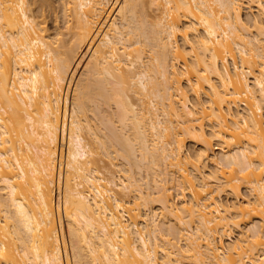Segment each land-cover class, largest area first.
I'll list each match as a JSON object with an SVG mask.
<instances>
[{
	"label": "bare ground",
	"instance_id": "bare-ground-1",
	"mask_svg": "<svg viewBox=\"0 0 264 264\" xmlns=\"http://www.w3.org/2000/svg\"><path fill=\"white\" fill-rule=\"evenodd\" d=\"M48 2L0 0V264H264V0Z\"/></svg>",
	"mask_w": 264,
	"mask_h": 264
},
{
	"label": "rangeland",
	"instance_id": "rangeland-1",
	"mask_svg": "<svg viewBox=\"0 0 264 264\" xmlns=\"http://www.w3.org/2000/svg\"><path fill=\"white\" fill-rule=\"evenodd\" d=\"M40 1H43V0H38V3L40 2ZM115 1V0H114ZM118 2H120V0H118ZM49 5H50V9L48 10V4L47 5H45L44 6V13H45V20H46V25H48V27H49V29H50V32L53 34V33H55L56 32V30H57V32H58V30L59 31H62V32H65L66 30H64L65 29V26H67V25H71V24H69V19H70V17H69V14L70 13H68V12H66L65 10H63L64 9V6H62L63 5V0H49ZM64 3H65V0H64ZM109 8H110V6L109 7H107V9H106V11H105V13L103 14V16H102V18H100V20H104V17L106 16V13L108 12V10H109ZM152 8V10L154 9V6H152L151 7ZM151 9H150V11H152ZM149 11V12H150ZM156 10H154V13H150V14H157L158 12H155ZM243 12V19H245L246 18V11L245 10H243L242 11ZM68 15V16H67ZM154 16V15H153ZM68 22V23H67ZM73 25V24H72ZM80 72V71H79ZM78 76H79V73H76L75 74V76L73 77V80L70 82V84H69V87H68V85H66L65 86V88H64V92H65V90H66V92L65 93H67V97H68V99L70 98V96H71V93H72V88L74 87V83L76 82V80H77V78H78ZM76 79V80H75ZM75 81V82H74ZM68 89V90H67ZM64 97V96H63ZM135 100V99H134ZM89 116H91V114H89ZM95 123H96V121H94ZM94 123V124H95ZM97 124V123H96ZM60 144V148L62 147L63 149L65 148L66 149V146H65V141L63 142V143H59ZM219 150H216V153L217 154H219ZM106 158V157H105ZM104 158V156L102 157V159H103V161L104 162H102V160L100 161V163H98L100 166H101V172H102V174L103 175H106V174H108L107 173V171L106 170H104L103 168H102V166L103 165H106V164H104L105 162H106V159ZM102 162V163H101ZM98 165V167L100 168V166ZM105 167V166H104ZM212 166L210 165V167L209 168H211ZM106 168L108 169V170H110V171H112V169L113 170H115L116 171V168L115 167H111L110 169L106 166ZM105 168V169H106ZM140 184H142L141 182H140ZM143 185V189H144V191L145 190H147V189H145L144 188V184H142ZM141 185V186H142ZM243 189V188H242ZM241 189V190H242ZM187 191V190H186ZM245 191H247L246 189H243L242 190V192L244 193V194H246V192ZM185 192V191H184ZM172 193L174 194V195H172V197L175 199L176 198V195H175V191H172ZM188 193L187 192H185L184 193V195L186 196V198H187V196L189 197V195H187ZM175 196V197H174ZM176 200V199H175ZM153 210H156V209H153ZM155 213H157L156 215H159V217H158V219H160L161 217V214L159 213V211H157L156 210V212ZM255 223V220H254V222H253V224ZM251 225L252 224H250V225H248V227H251ZM247 227V228H248ZM246 227H245V229H247ZM237 229H235V230H232V236H233V238H237V236H238V234H239V231H236ZM232 238V239H233ZM234 240V239H233ZM160 242V241H159ZM182 242H184V241H182ZM182 242H179L178 243V245L179 246H183V243ZM160 245H161V242L159 243ZM161 249V248H160ZM159 249V250H160ZM159 254V255H158ZM161 257V253L160 252H158L157 253V257ZM158 257V258H159Z\"/></svg>",
	"mask_w": 264,
	"mask_h": 264
}]
</instances>
